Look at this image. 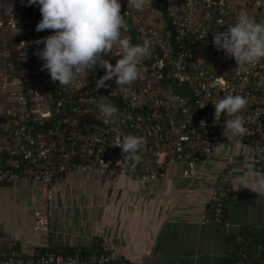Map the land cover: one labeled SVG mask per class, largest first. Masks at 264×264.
I'll use <instances>...</instances> for the list:
<instances>
[{
	"label": "built area",
	"instance_id": "1",
	"mask_svg": "<svg viewBox=\"0 0 264 264\" xmlns=\"http://www.w3.org/2000/svg\"><path fill=\"white\" fill-rule=\"evenodd\" d=\"M120 2L127 23L123 35L133 45L152 42L151 54L140 63L143 78L120 87L113 77L108 87L97 88L106 75L103 60L115 65L122 58L114 46L94 70L67 86L58 81L53 92L48 70H41L45 62L36 55L44 47L36 41L44 38L43 32L50 35L49 30L36 31L40 8L27 6V0H0V186L26 179L46 191L43 206L35 212L36 232L51 234L53 188L60 174L123 177L154 185L182 167V178L193 184L204 180L216 150L230 139V144L252 150L255 170L264 175V60L238 69L213 40L242 10L264 22V0H151L142 10L130 0ZM169 94L177 99L175 105L167 102ZM228 94L248 101L239 113L248 129L242 136L226 128L233 117L221 114L216 119L214 103ZM104 103L119 110L108 124L99 113ZM53 115L61 119L48 128ZM128 134L144 141L138 161L126 157L118 145ZM235 199L228 181L219 179L206 222L228 225L225 208ZM62 252L48 249L25 257L12 251L0 264H125L104 244L88 258L80 250L66 257ZM227 264H264V245L252 247L244 241L237 258Z\"/></svg>",
	"mask_w": 264,
	"mask_h": 264
},
{
	"label": "crops",
	"instance_id": "2",
	"mask_svg": "<svg viewBox=\"0 0 264 264\" xmlns=\"http://www.w3.org/2000/svg\"><path fill=\"white\" fill-rule=\"evenodd\" d=\"M183 168L171 178L142 185L123 177L60 174L54 185L51 234L34 231L46 191L23 179L0 186V258L39 250L77 251L99 244L128 264H227L236 239L264 229V188L257 187L252 150L220 146L204 180L189 183ZM219 179L236 197L228 225L209 224L211 195ZM253 189V190H252Z\"/></svg>",
	"mask_w": 264,
	"mask_h": 264
},
{
	"label": "clouds",
	"instance_id": "3",
	"mask_svg": "<svg viewBox=\"0 0 264 264\" xmlns=\"http://www.w3.org/2000/svg\"><path fill=\"white\" fill-rule=\"evenodd\" d=\"M135 9L142 10L151 0H130ZM40 8L42 20L36 31L52 30V34L36 41L43 44L36 55L43 60L41 70L47 69L53 82L61 86L72 84L80 75L94 70L101 55L112 52L114 46L121 50V56L115 65L103 60L106 75L97 81V88L108 87L107 81L113 77L121 86H129L143 78L141 60L151 54L152 42L145 40L133 45L123 32L127 31L125 15L121 14L120 0H27V6ZM216 48L223 49L229 57L234 58L238 69L254 67L264 60V22H257L246 11H241L235 23H231L225 32L214 35ZM175 105L177 99L169 94L167 101ZM182 103V101H180ZM248 101L242 95L228 94L215 102V116L221 114L232 119L226 121V128L233 136H242L248 129L244 118L239 113ZM118 108L110 103L99 106L103 123L118 115ZM143 139L133 134L123 137L122 147L126 157L139 160L137 154ZM257 187L264 188V176H258ZM253 190V189H252Z\"/></svg>",
	"mask_w": 264,
	"mask_h": 264
},
{
	"label": "trees",
	"instance_id": "4",
	"mask_svg": "<svg viewBox=\"0 0 264 264\" xmlns=\"http://www.w3.org/2000/svg\"><path fill=\"white\" fill-rule=\"evenodd\" d=\"M161 8H162V12H163V17L166 21V23H170L169 21V17H168V9L163 5L161 4ZM48 33L51 35L52 34V30H49ZM47 34L45 32L42 33V37H46ZM48 76L50 77V74H48ZM51 79V77H50ZM58 81L56 82H53L52 79H51V83H50V86H51V90L54 92L55 88H54V85L57 83ZM61 117L60 116H57V115H53L49 121V124H48V128H55L57 125H58V122L60 121ZM3 121H7L6 118L3 119ZM229 203H227V206H228ZM227 208H225V219H227ZM211 211H212V208H211ZM228 220V219H227ZM239 238L236 239L235 243L230 247L231 251L229 252V260L228 262H231L232 260H234L235 258H237L238 256V248H239V245L242 244L244 241L245 242H249L251 244L252 247H255V246H258V245H264V229H250V232H249V235L248 236H242L241 235V239L238 240ZM100 250V246L99 244L97 245H94L93 247H89V248H85V249H81V253H82V256L85 257V258H88L90 257L92 254H94L95 252H98ZM46 250H39V252H42L44 253ZM54 251H57V250H54ZM62 254L63 256H73L76 251H69V250H62ZM125 264H128L125 262Z\"/></svg>",
	"mask_w": 264,
	"mask_h": 264
}]
</instances>
